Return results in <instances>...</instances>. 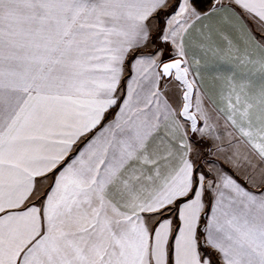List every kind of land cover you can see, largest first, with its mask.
<instances>
[{"label":"snow or ice","instance_id":"obj_1","mask_svg":"<svg viewBox=\"0 0 264 264\" xmlns=\"http://www.w3.org/2000/svg\"><path fill=\"white\" fill-rule=\"evenodd\" d=\"M0 264H264V0H0Z\"/></svg>","mask_w":264,"mask_h":264},{"label":"crops","instance_id":"obj_2","mask_svg":"<svg viewBox=\"0 0 264 264\" xmlns=\"http://www.w3.org/2000/svg\"><path fill=\"white\" fill-rule=\"evenodd\" d=\"M230 70V66L227 64L221 63L219 65V72L213 71L212 73H205L204 74V80H203V86L204 88L210 93H215V91L220 86V81L215 79L214 77L219 75L220 72H228ZM211 158V157H210Z\"/></svg>","mask_w":264,"mask_h":264},{"label":"trees","instance_id":"obj_3","mask_svg":"<svg viewBox=\"0 0 264 264\" xmlns=\"http://www.w3.org/2000/svg\"><path fill=\"white\" fill-rule=\"evenodd\" d=\"M164 19H165L164 17L161 18V24H163V20H164Z\"/></svg>","mask_w":264,"mask_h":264}]
</instances>
